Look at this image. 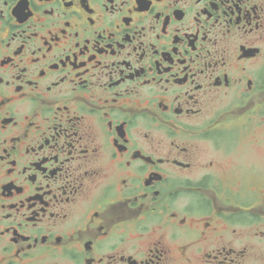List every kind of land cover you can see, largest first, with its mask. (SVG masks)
<instances>
[{"label": "flooded vegetation", "instance_id": "1", "mask_svg": "<svg viewBox=\"0 0 264 264\" xmlns=\"http://www.w3.org/2000/svg\"><path fill=\"white\" fill-rule=\"evenodd\" d=\"M0 264H264V0H0Z\"/></svg>", "mask_w": 264, "mask_h": 264}]
</instances>
